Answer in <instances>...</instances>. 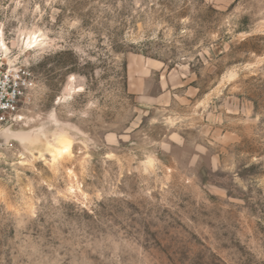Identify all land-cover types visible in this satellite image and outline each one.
Returning a JSON list of instances; mask_svg holds the SVG:
<instances>
[{
	"label": "rangeland",
	"instance_id": "obj_1",
	"mask_svg": "<svg viewBox=\"0 0 264 264\" xmlns=\"http://www.w3.org/2000/svg\"><path fill=\"white\" fill-rule=\"evenodd\" d=\"M0 39V264H264V0H0Z\"/></svg>",
	"mask_w": 264,
	"mask_h": 264
},
{
	"label": "built area",
	"instance_id": "obj_2",
	"mask_svg": "<svg viewBox=\"0 0 264 264\" xmlns=\"http://www.w3.org/2000/svg\"><path fill=\"white\" fill-rule=\"evenodd\" d=\"M35 87L28 67L18 65L0 69V124L11 121L25 97Z\"/></svg>",
	"mask_w": 264,
	"mask_h": 264
},
{
	"label": "bare ground",
	"instance_id": "obj_3",
	"mask_svg": "<svg viewBox=\"0 0 264 264\" xmlns=\"http://www.w3.org/2000/svg\"><path fill=\"white\" fill-rule=\"evenodd\" d=\"M34 42H36V39L34 40ZM0 50H2V51H4V52H6L7 51V46L5 45V43L3 42V40L2 39H0ZM4 129H6V128H4ZM5 134L7 135H9V132L7 133V132H5ZM34 136V135H33ZM11 138H14V137H11ZM18 138V137H17ZM21 138V137H20ZM16 139V138H15ZM31 139V138H30ZM23 142V141H22ZM30 142H31V140H30Z\"/></svg>",
	"mask_w": 264,
	"mask_h": 264
},
{
	"label": "water",
	"instance_id": "obj_4",
	"mask_svg": "<svg viewBox=\"0 0 264 264\" xmlns=\"http://www.w3.org/2000/svg\"><path fill=\"white\" fill-rule=\"evenodd\" d=\"M4 128H9V126H6V127H4ZM4 128H2V129H4ZM8 140H9V139H8ZM8 140L3 139V138H2V134H1V132H0V142H5V141H8Z\"/></svg>",
	"mask_w": 264,
	"mask_h": 264
},
{
	"label": "snow or ice",
	"instance_id": "obj_5",
	"mask_svg": "<svg viewBox=\"0 0 264 264\" xmlns=\"http://www.w3.org/2000/svg\"><path fill=\"white\" fill-rule=\"evenodd\" d=\"M29 47H31V45H29Z\"/></svg>",
	"mask_w": 264,
	"mask_h": 264
}]
</instances>
